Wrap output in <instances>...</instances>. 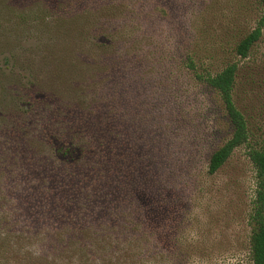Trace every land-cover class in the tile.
Listing matches in <instances>:
<instances>
[{"label": "trees", "instance_id": "1", "mask_svg": "<svg viewBox=\"0 0 264 264\" xmlns=\"http://www.w3.org/2000/svg\"><path fill=\"white\" fill-rule=\"evenodd\" d=\"M154 3L63 0L55 12L34 11L48 37L35 49L46 72L36 87L33 81L22 85L0 117V264L225 263L221 251L181 237L180 224L190 230L192 220L162 214L161 185L128 166L119 146L118 112L131 121L126 94L145 79L144 69L148 74L171 66L153 60L162 50L165 37L157 29L166 15L164 3ZM98 24L103 40L93 43L98 36L91 35L92 28ZM259 38L256 27L236 44V55L245 58ZM92 46L102 53L91 57ZM169 48L173 51L174 43ZM180 48L182 67L216 94L231 129L209 157L207 174L213 175L248 140L246 120L233 101L237 66L198 72V57L187 46ZM107 54L116 60L110 63ZM32 88L62 105L52 113L43 109ZM248 157L256 188L246 264H264V146L251 149ZM179 206L171 199L172 208Z\"/></svg>", "mask_w": 264, "mask_h": 264}, {"label": "rangeland", "instance_id": "2", "mask_svg": "<svg viewBox=\"0 0 264 264\" xmlns=\"http://www.w3.org/2000/svg\"><path fill=\"white\" fill-rule=\"evenodd\" d=\"M59 1L63 0H0V117L5 107L14 104L22 85L33 81L36 87L45 79L46 69L37 62L35 49L48 37L34 11L55 12ZM159 1L166 15L162 30L155 29L165 38L153 60L171 66L152 68L148 74L144 69L145 79L126 94L131 121L118 112L119 146L123 157L124 153L129 157L128 166L141 169L147 182L161 185L166 199L162 214L167 219L179 215L192 220L190 230L185 222L180 224L181 237L221 251L224 264H246L248 215L256 188L248 152L264 146V0ZM256 27H260V38L241 58L235 46ZM102 33L99 24L92 28L91 35L98 36L93 43L103 40ZM182 44L198 57V72L216 73L228 64L237 66L233 101L246 120L248 140L213 175L207 174L209 157L230 137L231 129L216 94L182 67L178 54ZM91 48V57L102 53ZM105 56L110 63L117 58ZM36 95L41 107L51 113L62 105L45 90L39 89ZM1 186L0 175L3 195ZM171 199L183 207L172 208Z\"/></svg>", "mask_w": 264, "mask_h": 264}]
</instances>
